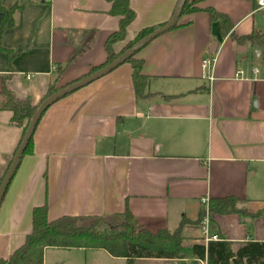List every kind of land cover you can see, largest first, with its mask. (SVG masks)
<instances>
[{
  "label": "crops",
  "instance_id": "obj_1",
  "mask_svg": "<svg viewBox=\"0 0 264 264\" xmlns=\"http://www.w3.org/2000/svg\"><path fill=\"white\" fill-rule=\"evenodd\" d=\"M190 1L197 10L181 14L176 27L135 55L148 77L144 96H135L132 67L124 62L42 113L32 151L22 155L0 202V258L23 243L33 207L43 204L50 220L98 215L110 223L119 222L127 207L155 231L174 229L182 217L195 220L208 198L232 195L244 199L251 216L206 215L209 234L232 242L264 241V8L256 0ZM176 2L128 0L135 16L113 51L144 27L165 23ZM13 3L14 24L1 44L15 54L8 62L0 50V75H8L5 85L15 97L37 105L57 64L63 70L54 85L61 88L106 61L105 41L120 20L109 13L110 1L0 0L4 7ZM205 8L228 17L227 34ZM251 33L259 41L242 40ZM206 56L213 61L204 70ZM11 115L0 110V178L22 135ZM181 234L184 246L207 243L202 224L187 223ZM58 250L87 249L45 248L43 264L74 262ZM176 261L189 262L136 258L134 264Z\"/></svg>",
  "mask_w": 264,
  "mask_h": 264
},
{
  "label": "trees",
  "instance_id": "obj_2",
  "mask_svg": "<svg viewBox=\"0 0 264 264\" xmlns=\"http://www.w3.org/2000/svg\"><path fill=\"white\" fill-rule=\"evenodd\" d=\"M108 1L111 3L109 13L120 16L119 28L111 33L105 41L106 61L94 67L90 72L115 59L134 42L163 24L144 27L136 33L133 40L126 43L118 52H114L113 44L124 38L126 27L133 20L135 13L129 7L128 0ZM17 8V3H13L9 7L0 4V50L6 54L8 62L12 60L15 53L2 46L1 37L6 29L13 26L14 12ZM195 10L197 7L193 6L192 1L186 0L181 14ZM205 11L208 13L210 21L218 22L222 35L227 34L232 28V24L224 13L213 8H205ZM177 25L176 23L174 27ZM243 39L259 41L258 35L255 33H251ZM78 51L76 50V52ZM136 53L125 62L131 64L134 94L139 98L146 94L148 77L141 72L142 61L135 57ZM62 70L61 64L55 66L54 81L60 76ZM7 76L0 75V110L11 111L10 121L22 129V138L38 104L32 105L28 98L15 97L5 85ZM54 81L50 83L41 101L59 89L54 85ZM31 148L32 136L23 155L30 153ZM3 176L4 174L0 178V182ZM244 202V199L232 195L211 197L201 204L195 220L182 217L174 229L160 228L155 231L144 228L127 207L119 214V222L110 223L106 218L98 215H62L50 220L47 217L46 205H38L32 209L31 231L25 236L19 247L7 257L0 258V264H43V252L48 247L102 249L112 257L124 258L125 264H134L136 258L186 259L190 264H199L200 261H205V264H264V241L232 242L220 236L217 240H208L206 244L198 242L188 246L182 244L183 226L187 223L201 224L206 215L236 213L242 217L251 216L243 206Z\"/></svg>",
  "mask_w": 264,
  "mask_h": 264
},
{
  "label": "water",
  "instance_id": "obj_3",
  "mask_svg": "<svg viewBox=\"0 0 264 264\" xmlns=\"http://www.w3.org/2000/svg\"><path fill=\"white\" fill-rule=\"evenodd\" d=\"M186 0H177L176 5L174 7V10L172 12V15L170 18L163 23L162 25L158 26L157 28L153 29L150 33L143 36L136 42H134L129 48L124 50L121 54H119L115 59L109 61L108 63L104 64L103 66L99 67L98 69L94 70L93 72H90L86 74L85 76L72 81L65 86L57 89L47 97H45L37 106L36 110L33 112V114L30 117V120L28 122L27 128L25 130V133L23 137L20 140V143L18 144L12 159L4 173V176L0 182V202L4 196V193L6 191V188L14 175V172L19 164V161L23 155V152L27 146V143L32 136L33 130L36 126V123L38 122L40 116L42 113L55 101L58 99L64 97L65 95L91 83L92 81L102 77L103 75L109 73L114 68H116L118 65L124 63L130 56H132L134 53H136L140 48H142L144 45H146L148 42H150L152 39L157 37L158 35L172 29L174 25L177 23L179 16L181 15V11L183 8V5ZM214 45L216 46V42H214ZM212 48V47H211Z\"/></svg>",
  "mask_w": 264,
  "mask_h": 264
},
{
  "label": "rangeland",
  "instance_id": "obj_4",
  "mask_svg": "<svg viewBox=\"0 0 264 264\" xmlns=\"http://www.w3.org/2000/svg\"><path fill=\"white\" fill-rule=\"evenodd\" d=\"M112 223H116V222L113 221ZM58 251L60 252L57 253H65V254L68 253L71 256H73L74 262H72L71 264H120L121 263L120 260H111V258H108L107 254L102 249H91V250L87 249L86 251H81V252H78L76 250H58ZM48 253H55V252H48ZM93 257L95 258V260L92 259ZM62 262L59 264H67L65 262L63 263ZM51 264H55V263L53 262ZM176 264H190V263L176 261Z\"/></svg>",
  "mask_w": 264,
  "mask_h": 264
},
{
  "label": "built area",
  "instance_id": "obj_5",
  "mask_svg": "<svg viewBox=\"0 0 264 264\" xmlns=\"http://www.w3.org/2000/svg\"><path fill=\"white\" fill-rule=\"evenodd\" d=\"M256 3H257V6L259 8H264V0H256ZM212 61H213V57H210V56H206L203 58L202 60V68L205 70L209 69L211 64H212ZM252 73H253V77L256 78L257 77V74L259 73V69L254 67L252 69ZM243 75V72L242 71H237L236 73V76L237 77H241ZM264 78V76H263ZM202 224V234H203V238L208 241L210 239H213V240H217L218 237L216 235H211L209 234V231H208V220L206 219V217L204 218L203 222L201 223Z\"/></svg>",
  "mask_w": 264,
  "mask_h": 264
}]
</instances>
